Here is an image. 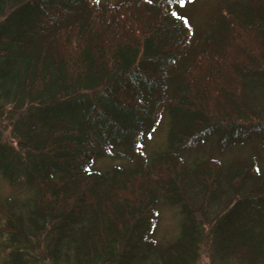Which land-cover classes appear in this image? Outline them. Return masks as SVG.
<instances>
[{
  "label": "trees",
  "instance_id": "1",
  "mask_svg": "<svg viewBox=\"0 0 264 264\" xmlns=\"http://www.w3.org/2000/svg\"><path fill=\"white\" fill-rule=\"evenodd\" d=\"M179 2L0 0V125L15 144L0 139V172L31 190L3 211L6 264H33L35 244L48 264H200L203 250L264 264V174L181 155L211 135L264 142V0H229L201 42ZM165 112L168 150L148 164L142 137ZM105 157L127 166L94 169ZM161 201L181 215L164 245Z\"/></svg>",
  "mask_w": 264,
  "mask_h": 264
},
{
  "label": "rangeland",
  "instance_id": "2",
  "mask_svg": "<svg viewBox=\"0 0 264 264\" xmlns=\"http://www.w3.org/2000/svg\"><path fill=\"white\" fill-rule=\"evenodd\" d=\"M114 2L117 0H100ZM119 1V0H118ZM156 2L158 0H149ZM229 0H184L183 3H173L170 6V12L179 18L185 20L193 29L194 39L198 42L204 40L208 33L209 27L213 18L222 10L225 9ZM0 139L2 142L14 145L11 141L10 128L7 120H1ZM147 132L142 137L141 152L145 155L147 163L151 164L157 154L164 153L168 150V132H169V117L165 112L159 119L158 126L155 130ZM113 152L125 151L123 146H114ZM16 150L18 148L16 147ZM129 157L132 155L127 154ZM182 158L188 166H192L196 162L205 160H216L223 166H227L231 162L245 161L251 164L256 170L264 174V142L260 139L246 140L239 143L222 144L218 136L211 135L194 147L185 150ZM136 159V157H132ZM129 159V158H128ZM135 163V162H134ZM126 165L124 161H111L108 158H102L96 162L94 169L106 171L114 165ZM127 166V165H126ZM30 189H26L21 184L13 185L0 172V264H6V256L8 253L7 246L9 245L8 236L6 235V223L3 218V211L7 208L14 209L15 212H21L23 203L30 197ZM12 204V205H8ZM157 217L155 228L152 234L153 239L159 244L164 245L172 242L178 235L181 226V215L179 209L175 206L161 201L157 206ZM22 213H25L24 211ZM32 241V240H31ZM33 242V241H32ZM40 244V243H39ZM30 253L36 256L33 264H48L42 257L41 247L31 246ZM10 250V249H9ZM207 250H203L200 264H208Z\"/></svg>",
  "mask_w": 264,
  "mask_h": 264
},
{
  "label": "snow or ice",
  "instance_id": "3",
  "mask_svg": "<svg viewBox=\"0 0 264 264\" xmlns=\"http://www.w3.org/2000/svg\"><path fill=\"white\" fill-rule=\"evenodd\" d=\"M181 2L183 3V0H181Z\"/></svg>",
  "mask_w": 264,
  "mask_h": 264
}]
</instances>
